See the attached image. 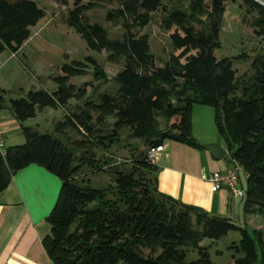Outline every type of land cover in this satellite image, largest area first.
Returning a JSON list of instances; mask_svg holds the SVG:
<instances>
[{
	"label": "trees",
	"instance_id": "obj_1",
	"mask_svg": "<svg viewBox=\"0 0 264 264\" xmlns=\"http://www.w3.org/2000/svg\"><path fill=\"white\" fill-rule=\"evenodd\" d=\"M112 1L117 7L107 8L104 18L121 28L118 37L86 14ZM235 1L253 33L264 42V4L258 0H88L68 10V24L88 48L106 49L113 62L123 60L113 76L117 85L94 95L97 84L92 81L80 85L69 81L89 73V65L94 80L107 79L93 56L58 64L53 90L29 89L24 96L10 98L9 107L25 140L9 145L4 154L0 151V191L29 163L44 166L61 180L46 216L50 231L42 238L53 264H215L209 245L201 241L218 239L229 230L237 231L239 237L230 244V260L220 264H264V230L209 214L160 191L158 167L148 160L146 151L133 154L130 162L105 160L101 165L91 149L83 148L92 144L107 148L124 128L141 137L147 149L166 139L200 147L191 134L192 106H213L214 122L231 161L245 173L244 210L264 219V47L241 74H236L231 61L245 59L247 53L221 58L215 53L225 6ZM156 10H161L164 29L175 27L170 44L180 50L162 65L156 64L147 36L138 33ZM44 15L36 0H0V52L17 51ZM4 105L0 94V108ZM47 106L64 109L54 121L55 134L22 124L36 115L37 108ZM68 131L79 135L72 139L73 145L89 156H75L76 151L60 138V134L70 138ZM82 163L93 165L92 171H110L112 182L103 187L89 185L77 174ZM192 252L196 255L189 259Z\"/></svg>",
	"mask_w": 264,
	"mask_h": 264
},
{
	"label": "rangeland",
	"instance_id": "obj_2",
	"mask_svg": "<svg viewBox=\"0 0 264 264\" xmlns=\"http://www.w3.org/2000/svg\"><path fill=\"white\" fill-rule=\"evenodd\" d=\"M36 1L44 8V17L35 26L31 27L30 36L17 51L3 50L0 52V94L5 104L3 108H10L9 100L11 97L24 96L29 89L45 88L53 90L56 87L53 76L59 72L58 64L64 61L69 62L72 59L84 61L89 55L97 59L106 72L107 79L103 82L94 80L91 73L92 66L89 65V73L72 76L69 81L77 85L82 84L84 81H92L97 84L93 91L94 95L101 90H114L117 84L113 76L122 68L123 60L113 62L109 60V52L106 49L97 52L88 48L81 34L73 26H70L66 20L69 9H72L76 3H86L88 0ZM110 7H117V3L115 1L108 2L105 6L89 9L86 14L91 20L104 24L111 36L118 37L121 36V28L106 21L104 18L106 9ZM160 16L161 10L153 11L152 19L149 23L138 30L139 34L147 36L150 51L153 53L155 62L158 65L164 64L172 53L178 54L180 51L179 49L175 50L170 44L169 35L175 27L173 26L170 30L164 29L161 26ZM219 42L220 46L215 51L217 58L235 56L241 52L247 53L248 56L245 59H233L231 61V66L235 69L236 74L247 71L251 57L264 47V42H261L258 36L253 33L248 17L240 10L237 1L227 2L225 6L220 24ZM193 105L194 112L191 114L193 123L191 125V134L193 138L198 143L203 140H209L212 137L224 139L217 131L213 106L200 103H194ZM72 108L73 105L69 109ZM63 113L62 107L47 106L37 108L36 115L22 120V124L33 126L39 133L48 132L55 134L54 118H61ZM108 121H112V118H108ZM161 125L163 126V123ZM72 134L71 131H68L70 138L66 134H60V138L74 152L76 151L75 156L79 157L80 154L89 156V152H80L79 147L76 144L73 145L72 139L79 138V135ZM3 136L5 148L9 145L22 143L25 140L20 126L19 128L14 126L5 131L3 130ZM83 148L91 149L92 155L98 159V163L101 165L104 164L105 160L108 163L123 160L130 162L133 154L142 151L147 152V144L141 137L130 135L128 128H124L120 137L107 148L93 144L91 146L84 145ZM73 163H76V161ZM92 166L82 163L81 169L77 170L79 177H85L86 183L94 187L107 186L112 182L110 171L105 169L92 171L94 168ZM235 222L241 224L240 222L242 221L240 218H236ZM253 223H263V219L259 221L255 219ZM260 229L264 230V226ZM238 237L237 231L229 230L218 239L204 238L201 243L209 245L211 260L215 264H220L230 260V254L233 252L230 244L232 241L236 242ZM195 255L196 253L192 252L188 255V258H193Z\"/></svg>",
	"mask_w": 264,
	"mask_h": 264
},
{
	"label": "crops",
	"instance_id": "obj_3",
	"mask_svg": "<svg viewBox=\"0 0 264 264\" xmlns=\"http://www.w3.org/2000/svg\"><path fill=\"white\" fill-rule=\"evenodd\" d=\"M0 126L4 131L14 126L19 128L20 122L10 108H0ZM203 141L200 147L173 139L163 142L164 149L155 160L158 189L209 214L228 216L233 221L240 218V223L250 228L264 226L262 215L244 210L242 195L233 196L226 187L211 189L206 177L214 170L230 167L232 161L224 139L212 137ZM209 144L226 149V156L215 157L207 147ZM236 184L243 189L242 173L238 174ZM60 185L56 174L37 163H29L12 175L0 191V264H53L42 238L50 231L46 216L56 201ZM255 219H263V223H253Z\"/></svg>",
	"mask_w": 264,
	"mask_h": 264
},
{
	"label": "built area",
	"instance_id": "obj_4",
	"mask_svg": "<svg viewBox=\"0 0 264 264\" xmlns=\"http://www.w3.org/2000/svg\"><path fill=\"white\" fill-rule=\"evenodd\" d=\"M164 149V144H158L156 146H150L147 149V158L150 162L155 163L156 157ZM0 151L2 154L5 153V139L3 136V129L0 126ZM242 173L245 175L242 167L232 161V165L225 170H214L209 173L206 177L210 182L211 189L213 191L221 188L226 187L230 190V194L233 196H241L242 189L237 187V178L238 174Z\"/></svg>",
	"mask_w": 264,
	"mask_h": 264
},
{
	"label": "water",
	"instance_id": "obj_5",
	"mask_svg": "<svg viewBox=\"0 0 264 264\" xmlns=\"http://www.w3.org/2000/svg\"><path fill=\"white\" fill-rule=\"evenodd\" d=\"M259 2H261L262 4H264V2L258 0ZM208 149L212 152V154L215 157H223L226 156V149L220 147L217 144H209L207 145ZM229 159V158H228Z\"/></svg>",
	"mask_w": 264,
	"mask_h": 264
}]
</instances>
